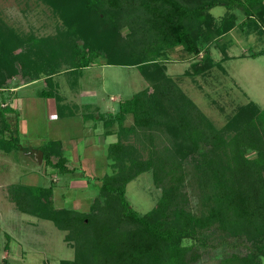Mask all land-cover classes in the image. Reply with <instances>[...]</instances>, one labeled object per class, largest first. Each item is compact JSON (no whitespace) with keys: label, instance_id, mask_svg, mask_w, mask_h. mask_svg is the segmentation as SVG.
Listing matches in <instances>:
<instances>
[{"label":"rangeland","instance_id":"rangeland-1","mask_svg":"<svg viewBox=\"0 0 264 264\" xmlns=\"http://www.w3.org/2000/svg\"><path fill=\"white\" fill-rule=\"evenodd\" d=\"M176 1L194 7L206 0ZM130 5L126 8L120 3V9L110 10L90 0H0V108L12 110L0 120V137H11L19 146L7 151L0 148V264H70L75 258H92L89 230L76 223L54 224L48 208L59 213L57 219L94 214L97 205L93 207L92 202L103 203L100 180L118 172V161L106 156L108 146L116 141L130 147L129 159L134 155L145 159L151 148H165L181 159L187 174L183 206L194 212L204 179L198 155L207 149V141L212 135L227 138L233 134L227 124L239 108H264V53L259 54L264 35L260 36L257 5L233 9L215 5L199 13L193 22L201 21V33L222 24L226 31L211 36L195 56L181 46L159 43L139 2ZM151 39H157L154 46ZM145 46L147 57L140 65L149 74L169 79L172 89L166 97H157L154 82L147 81L134 65L108 64L134 58ZM79 54L93 58L77 62ZM142 90L161 113L160 121L180 118L197 123L203 130L199 141L204 144L192 150L182 135L159 121L152 124L150 142L137 131H121L133 125V117L129 113L122 120L114 117L118 105ZM24 97L43 100L33 101L35 107L25 114L21 109ZM52 106L55 119L49 117ZM75 118L83 120L81 127H75L80 126ZM69 123L75 126L68 128ZM35 132L46 136L38 143ZM57 137L60 143L51 142L60 147L72 173L59 172L39 158L44 141ZM70 145L76 151H68ZM254 157V152L246 154L248 159ZM123 162V166L130 163L126 156ZM15 187L32 199L31 212H35L31 205H45L47 216L19 212L10 191ZM160 190L146 171L125 184L124 198L129 208L143 215L153 208ZM207 234L209 240L202 247L197 239H181V246H199L192 264H219L223 255H242L248 250L257 264H264V250H254L256 244H264V238L255 233L244 235L248 249L232 238L225 241L216 232Z\"/></svg>","mask_w":264,"mask_h":264},{"label":"trees","instance_id":"trees-1","mask_svg":"<svg viewBox=\"0 0 264 264\" xmlns=\"http://www.w3.org/2000/svg\"><path fill=\"white\" fill-rule=\"evenodd\" d=\"M90 1L105 4L110 10L120 9V3L128 8L131 3L136 2V0ZM261 1L206 0L198 6L190 7L176 0H137L143 13L148 16L146 21L149 30L153 31L152 35L159 39V43L169 47L181 46L191 56L197 55L206 42L211 40V36L218 37L226 31L222 24L213 30L207 28L204 34L201 33L199 30L201 21L193 22L199 13L215 5L229 9L245 8V5L259 7ZM190 29L192 31L195 29V33L190 32ZM151 41L154 46L157 39ZM146 50L145 46L142 52L134 54V58L109 60L108 64L134 65L147 81L154 82L152 87L156 96L164 94L166 97L167 92L172 89V86L168 85L169 79L158 73L149 74L145 71V67L140 65L147 57ZM263 53L264 50L259 54ZM86 58V55L79 54L77 62ZM92 58L93 55L87 59ZM10 66L7 65L9 68ZM10 112L9 108H0V120H4V115ZM128 113L133 117V125L129 128H121L124 133L134 134L137 131L150 142L153 140L152 124H157L159 121L162 126L167 125V129L170 128L169 130L177 135H182L185 141L190 143L192 150L196 151V147L198 148L199 143H202L199 140L202 139L203 130L197 123H187L180 118L160 121L161 113L152 107L145 90L121 102L114 117L122 120ZM206 127L210 128L209 125ZM227 129L234 131L231 136L224 138L217 134L212 135L210 141H207V149L202 150L198 155L199 169L204 179L199 189L201 193L199 208L194 212L184 207L186 194L183 186L187 174L181 159L176 158L165 148L148 149L145 159L135 155L134 158L129 159L130 147L121 145L117 141L110 144L106 156L118 161V172L104 176L100 180L99 196L103 199V203L98 206L96 200L92 202L93 207L97 205L96 212L57 219L55 214L59 213L49 211L48 208L50 219L54 224L58 225L61 221L72 226L74 223L83 225L91 235L90 257L92 258H75L70 264H192L198 258L196 249L199 246H181V239H197L202 247L205 241L209 240L207 233L216 232L225 241L232 238L239 244L244 243L248 249L250 245L244 235L251 231L261 239L264 238V108L260 111L252 105L239 108L228 122ZM0 148L7 151L19 149V146L11 137L7 139L0 137ZM40 152L41 160L45 165L56 168L59 172L74 171L73 168L66 166L65 159L61 157V152L54 146V142H48ZM249 152H254L255 157L246 158ZM125 156L130 163L123 166ZM51 157H54L55 161H52ZM146 171L151 172L152 180L161 189V194L150 211L139 215L129 208L124 198V186L138 174ZM18 189L19 187H15L14 191H10L12 201L19 212L37 217L47 216L43 209L45 205H31L35 210L31 212V207L28 206L32 199L25 197L26 191L22 192ZM24 203L28 205L25 206ZM254 250L255 252L264 250V244H256ZM218 263L257 264L254 253L249 250L242 255L233 253L223 255Z\"/></svg>","mask_w":264,"mask_h":264},{"label":"crops","instance_id":"crops-1","mask_svg":"<svg viewBox=\"0 0 264 264\" xmlns=\"http://www.w3.org/2000/svg\"><path fill=\"white\" fill-rule=\"evenodd\" d=\"M245 6H248V5H245ZM249 7V6H248ZM258 10L260 11V16H259V23L260 24H262V32L260 33V36H262V35H264V0H262L261 1V3H260V6H259V8H258ZM249 34L250 33H247V34H245L244 36H249ZM262 50H264V49H262ZM21 87V86H20ZM17 89H19V88H16V90L15 91H17ZM23 101H22V107H21V109H22V112H24L25 114H26V112H25V110H27V111H30L31 110V108L33 109L34 107H35V105H31V103H34L33 101H42L43 99H40V98H36V100H33V99H26L25 97H24V99H22ZM49 99H44V101H48ZM53 105V104H52ZM53 109L54 110H56L55 109V107H51V108H48V110L49 111H51L52 113H51V116L49 115V117H53V119H55L54 117H55V114H54V112H53ZM34 112V111H33ZM10 113H12V110H11V112ZM54 114V115H53ZM74 121H79V123H80V126H75V125H73V124H70L69 123V125H68V128L70 127V126H75V127H81V124L83 125V120L81 119V118H75V119H73ZM35 134L37 135V138L39 139L37 142L39 143L42 139L41 138H43V137H45L44 135H40V134H38V133H36L35 132ZM78 134H76L75 133V136H77ZM51 141H58L59 143H60V139L57 137V138H54V139H50V140H48V141H44L45 142V145L48 143V142H51ZM71 146V148H73V149H67L68 151L70 150V151H76V149L74 148V146H72V145H70ZM59 149H60V147H58ZM62 149V151L64 152L65 151V149L62 147L61 148ZM60 152H61V150H60ZM62 153V152H61ZM66 165H67V161H66ZM72 173V172H71Z\"/></svg>","mask_w":264,"mask_h":264},{"label":"water","instance_id":"water-1","mask_svg":"<svg viewBox=\"0 0 264 264\" xmlns=\"http://www.w3.org/2000/svg\"><path fill=\"white\" fill-rule=\"evenodd\" d=\"M39 158H41V155H39Z\"/></svg>","mask_w":264,"mask_h":264}]
</instances>
